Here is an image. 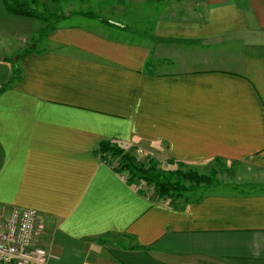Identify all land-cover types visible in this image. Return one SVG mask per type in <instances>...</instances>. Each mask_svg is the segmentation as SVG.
Listing matches in <instances>:
<instances>
[{"label":"crops","instance_id":"0c3cea01","mask_svg":"<svg viewBox=\"0 0 264 264\" xmlns=\"http://www.w3.org/2000/svg\"><path fill=\"white\" fill-rule=\"evenodd\" d=\"M147 1L97 0L94 24H59L0 93V230L36 209L50 264H264V187L177 208L99 152L239 161L264 183V0H173L128 21ZM45 26L0 0V87Z\"/></svg>","mask_w":264,"mask_h":264},{"label":"rangeland","instance_id":"374dc122","mask_svg":"<svg viewBox=\"0 0 264 264\" xmlns=\"http://www.w3.org/2000/svg\"><path fill=\"white\" fill-rule=\"evenodd\" d=\"M173 2V0H148L146 3H144V5L143 3L140 6L134 4L135 17H132V13L129 14V16H126H128V21H136L137 18L142 17L140 11L150 10L152 13V19L153 17L155 18L158 13H168L170 12V10L174 9L175 7L172 5ZM54 4V10H50L56 12V14L58 15H65V18L62 19L59 24H94L95 22L93 20L94 18H96L95 15H97L100 10L105 8L104 5V7L100 6V3L98 4L97 0H57V2H54ZM130 5L129 8H131ZM134 23L137 24V22ZM130 25L132 26L133 24ZM25 47L26 46H24V48ZM113 143L118 145L125 152L133 154L139 162L148 164L150 160H154L152 158L146 157L133 148H126L116 142ZM104 161L108 164H112L115 167L119 162V158L113 155L111 152H105ZM157 162L159 166L165 170L181 169L186 172L193 171L195 173H198L199 175L210 177L211 181L207 183L204 182L195 184L194 182H186V185L191 187L192 189L188 192H185L184 196L191 200H194L201 195L205 196L208 193L213 192L237 193L239 191H242L243 189H246L247 187H255L256 190L260 191L264 187V183L260 181L261 178L259 176H255V170H253L252 167L247 163H241L239 161L214 158L209 161L191 163L176 162L173 160H170L169 162ZM138 188L145 191L146 194H153V196L158 198V195L154 191L152 186L143 184ZM170 200L171 199H167V202ZM172 200H176V203L179 205L184 204V201L181 198H173Z\"/></svg>","mask_w":264,"mask_h":264},{"label":"trees","instance_id":"16d2710c","mask_svg":"<svg viewBox=\"0 0 264 264\" xmlns=\"http://www.w3.org/2000/svg\"><path fill=\"white\" fill-rule=\"evenodd\" d=\"M57 2V0H54ZM6 9L11 14L21 15L24 17L35 18L45 22L46 26L33 38L30 45L26 46L22 51L14 56L7 57V61L13 68V73L10 79L0 87V93L10 87L13 83L21 80L22 59L33 51L42 50L40 47L44 43L50 31L59 25V22L65 18V15H58L51 11L47 4L41 0H4ZM152 60L146 62V69L151 70ZM101 158L104 160L105 152H111L119 158V162L114 169L126 178L129 185L135 186L141 194H146L141 190L140 185L146 184L152 186L157 193L159 199L167 200L173 207H183L189 204L192 200L184 196L192 188L186 185V182L207 183L211 181L210 177L199 175L193 171L165 170L159 166L155 160H150L148 164L139 162L133 154L125 152L112 141H103L99 146ZM201 195L194 200L202 199ZM173 198H181L184 201L183 205L176 203ZM193 200V201H194ZM102 241V240H100ZM2 264V263H0Z\"/></svg>","mask_w":264,"mask_h":264},{"label":"built area","instance_id":"2783aa9c","mask_svg":"<svg viewBox=\"0 0 264 264\" xmlns=\"http://www.w3.org/2000/svg\"><path fill=\"white\" fill-rule=\"evenodd\" d=\"M39 214L36 209L15 207L0 230V263L50 264L45 248L36 243Z\"/></svg>","mask_w":264,"mask_h":264}]
</instances>
